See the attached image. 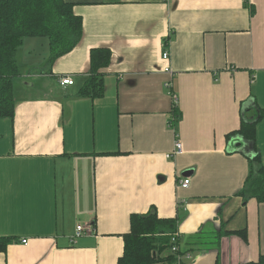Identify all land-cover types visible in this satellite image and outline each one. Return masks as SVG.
I'll list each match as a JSON object with an SVG mask.
<instances>
[{"label":"crops","instance_id":"obj_1","mask_svg":"<svg viewBox=\"0 0 264 264\" xmlns=\"http://www.w3.org/2000/svg\"><path fill=\"white\" fill-rule=\"evenodd\" d=\"M65 1L83 19L80 42L50 62L49 38L25 37L21 78L42 95H17L15 82V115L0 118V236L14 238L0 264H118L131 215L153 210L178 219L185 264L257 261L264 203L237 195L253 144L227 135L257 103L264 163V0ZM99 47L112 53L104 95L80 96ZM64 75L75 83L62 85ZM179 140L183 153L168 157ZM80 224L92 232L75 237ZM243 229L247 241L215 243ZM197 233L209 242L190 244Z\"/></svg>","mask_w":264,"mask_h":264},{"label":"trees","instance_id":"obj_2","mask_svg":"<svg viewBox=\"0 0 264 264\" xmlns=\"http://www.w3.org/2000/svg\"><path fill=\"white\" fill-rule=\"evenodd\" d=\"M83 35V19L74 11V4L65 0H0V118L15 115V82L22 75L17 52L27 36H46L50 42V62L72 51ZM111 50L99 47L91 50V64L87 80L78 94L92 99L100 98L105 92V76L101 72L111 62ZM244 106V105H243ZM255 109V117L248 112ZM243 119L239 129L227 135L240 136L253 144L249 155V172L237 195L246 202L255 198L264 203V164L257 145V124L262 112L256 103L253 108L243 107ZM182 112L174 103L170 127L176 129ZM257 118V119H256ZM130 231L123 235L124 251L118 264H185L182 257L190 250L173 252L172 237L178 233V219L162 218L156 210L147 213H133ZM215 243L222 235L239 234L248 240L247 230H226L218 232ZM14 238L0 236V252L7 249ZM190 244L209 242L200 233L190 237ZM180 245V234L178 236ZM216 264H219L217 259ZM240 264H264V254L257 261Z\"/></svg>","mask_w":264,"mask_h":264},{"label":"built area","instance_id":"obj_3","mask_svg":"<svg viewBox=\"0 0 264 264\" xmlns=\"http://www.w3.org/2000/svg\"><path fill=\"white\" fill-rule=\"evenodd\" d=\"M168 45H169V38H166L165 39V47H164L163 54H162V57H163V59L165 61H169L170 57H171L170 49H169ZM165 70L167 72H169V73H173L172 69L169 66H167L165 68ZM59 81L64 86L72 85V84L75 83L74 78L71 75H64V76L59 78ZM165 85L169 89V92L171 93V95L173 96V99L175 100V103L177 104L178 96H177L176 92L173 91V88H172L173 87V81H172V79L167 81L165 83ZM181 153H183V144L179 140L176 143V150L173 152V154L169 153V154H167V156L171 157L172 155L181 154ZM189 183H190V179L189 178H183L180 181V186L188 187ZM88 232H92L91 227L88 228L87 226L80 224V225L77 226L75 237H79V236H81V235H83L85 233H88ZM178 236H179V232L175 233L174 236L172 237V241L174 243V245L172 247V251L173 252H178L180 250V245H179V242H178ZM22 242L26 244L28 242V240L27 239H23Z\"/></svg>","mask_w":264,"mask_h":264},{"label":"rangeland","instance_id":"obj_4","mask_svg":"<svg viewBox=\"0 0 264 264\" xmlns=\"http://www.w3.org/2000/svg\"><path fill=\"white\" fill-rule=\"evenodd\" d=\"M50 64V63H49ZM48 64V67H49ZM24 75H26V73L24 72ZM22 76L18 77L16 79V90H17V95H19V93H25V94H33V95H42V89H41V83L40 82H33L32 79H30L31 77H28V85L24 84V80L23 78H21ZM23 81V83H22ZM47 83L49 81H46ZM53 84H55L54 82H52ZM51 84V82H50ZM55 91V89H52ZM262 149V148H261ZM264 164V163H263Z\"/></svg>","mask_w":264,"mask_h":264},{"label":"water","instance_id":"obj_5","mask_svg":"<svg viewBox=\"0 0 264 264\" xmlns=\"http://www.w3.org/2000/svg\"><path fill=\"white\" fill-rule=\"evenodd\" d=\"M251 120H253V118H251ZM235 144H236L237 146H241L242 142H241V141H237Z\"/></svg>","mask_w":264,"mask_h":264}]
</instances>
